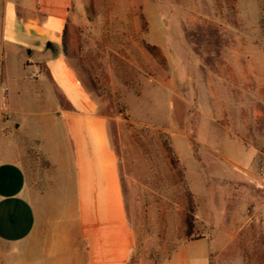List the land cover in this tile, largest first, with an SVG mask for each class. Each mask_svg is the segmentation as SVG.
I'll use <instances>...</instances> for the list:
<instances>
[{
  "label": "rangeland",
  "instance_id": "1",
  "mask_svg": "<svg viewBox=\"0 0 264 264\" xmlns=\"http://www.w3.org/2000/svg\"><path fill=\"white\" fill-rule=\"evenodd\" d=\"M63 50L109 121L131 264H264V0H75Z\"/></svg>",
  "mask_w": 264,
  "mask_h": 264
},
{
  "label": "crops",
  "instance_id": "2",
  "mask_svg": "<svg viewBox=\"0 0 264 264\" xmlns=\"http://www.w3.org/2000/svg\"><path fill=\"white\" fill-rule=\"evenodd\" d=\"M74 4L0 0V264H131L137 248L109 121L63 50Z\"/></svg>",
  "mask_w": 264,
  "mask_h": 264
},
{
  "label": "built area",
  "instance_id": "3",
  "mask_svg": "<svg viewBox=\"0 0 264 264\" xmlns=\"http://www.w3.org/2000/svg\"><path fill=\"white\" fill-rule=\"evenodd\" d=\"M9 91L8 88L1 89L0 88V106H1V99L4 94H6Z\"/></svg>",
  "mask_w": 264,
  "mask_h": 264
},
{
  "label": "trees",
  "instance_id": "4",
  "mask_svg": "<svg viewBox=\"0 0 264 264\" xmlns=\"http://www.w3.org/2000/svg\"><path fill=\"white\" fill-rule=\"evenodd\" d=\"M65 34H66V32H65ZM187 222H188V224L190 225V221L187 220ZM190 234H191V231L188 233V236H190Z\"/></svg>",
  "mask_w": 264,
  "mask_h": 264
}]
</instances>
